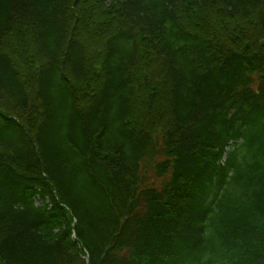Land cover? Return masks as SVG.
Returning <instances> with one entry per match:
<instances>
[{"label":"trees","instance_id":"16d2710c","mask_svg":"<svg viewBox=\"0 0 264 264\" xmlns=\"http://www.w3.org/2000/svg\"><path fill=\"white\" fill-rule=\"evenodd\" d=\"M0 264H264V0H0Z\"/></svg>","mask_w":264,"mask_h":264},{"label":"rangeland","instance_id":"374dc122","mask_svg":"<svg viewBox=\"0 0 264 264\" xmlns=\"http://www.w3.org/2000/svg\"><path fill=\"white\" fill-rule=\"evenodd\" d=\"M193 13L197 18L196 22L198 23V28L201 31L210 33L217 31L218 33H223L225 31V27L233 28L236 24H238L235 21L229 20V18L219 15L216 9H203L194 11ZM233 33H238V29H234ZM246 39H248V36Z\"/></svg>","mask_w":264,"mask_h":264},{"label":"built area","instance_id":"2783aa9c","mask_svg":"<svg viewBox=\"0 0 264 264\" xmlns=\"http://www.w3.org/2000/svg\"><path fill=\"white\" fill-rule=\"evenodd\" d=\"M35 204L36 205H40V201L39 200H35Z\"/></svg>","mask_w":264,"mask_h":264}]
</instances>
